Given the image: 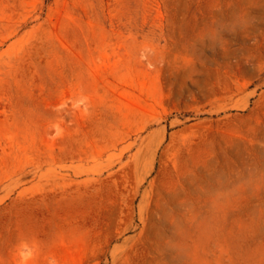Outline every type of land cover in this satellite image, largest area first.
Listing matches in <instances>:
<instances>
[{"label": "rangeland", "instance_id": "1", "mask_svg": "<svg viewBox=\"0 0 264 264\" xmlns=\"http://www.w3.org/2000/svg\"><path fill=\"white\" fill-rule=\"evenodd\" d=\"M0 264H264V0H0Z\"/></svg>", "mask_w": 264, "mask_h": 264}]
</instances>
